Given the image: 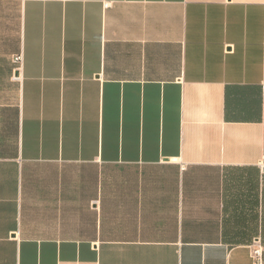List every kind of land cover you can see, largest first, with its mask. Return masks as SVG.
I'll return each instance as SVG.
<instances>
[{"label": "crops", "instance_id": "0c3cea01", "mask_svg": "<svg viewBox=\"0 0 264 264\" xmlns=\"http://www.w3.org/2000/svg\"><path fill=\"white\" fill-rule=\"evenodd\" d=\"M262 229L264 0H0V264H252Z\"/></svg>", "mask_w": 264, "mask_h": 264}, {"label": "built area", "instance_id": "2783aa9c", "mask_svg": "<svg viewBox=\"0 0 264 264\" xmlns=\"http://www.w3.org/2000/svg\"><path fill=\"white\" fill-rule=\"evenodd\" d=\"M24 1V0H20ZM35 1H48V0H35ZM106 6V5H105ZM16 62H21V57H16ZM181 169L184 167L181 165ZM250 254L252 259V264H264V247L261 245L259 239H254L250 245Z\"/></svg>", "mask_w": 264, "mask_h": 264}, {"label": "trees", "instance_id": "16d2710c", "mask_svg": "<svg viewBox=\"0 0 264 264\" xmlns=\"http://www.w3.org/2000/svg\"><path fill=\"white\" fill-rule=\"evenodd\" d=\"M261 244L264 247V229L261 230Z\"/></svg>", "mask_w": 264, "mask_h": 264}]
</instances>
